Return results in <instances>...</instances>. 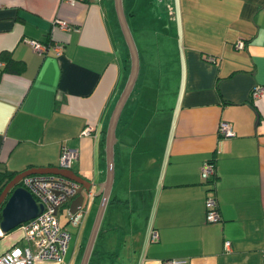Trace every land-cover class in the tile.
I'll list each match as a JSON object with an SVG mask.
<instances>
[{
    "label": "crops",
    "instance_id": "crops-1",
    "mask_svg": "<svg viewBox=\"0 0 264 264\" xmlns=\"http://www.w3.org/2000/svg\"><path fill=\"white\" fill-rule=\"evenodd\" d=\"M117 2L0 0V54L25 63L14 71L0 60V172L59 166L64 142L79 149L71 168L92 195L79 225L63 223L68 264H82L103 199L94 193L108 190L88 264H264V92L253 94L264 86V0H122L140 73L117 125L110 186L107 128L131 60ZM56 18L71 28H55ZM28 38L62 53L40 54ZM222 120L235 135L220 137ZM215 155L211 189L202 167ZM210 196L217 222L207 219ZM24 223L2 230L0 254L28 244Z\"/></svg>",
    "mask_w": 264,
    "mask_h": 264
},
{
    "label": "built area",
    "instance_id": "built-area-1",
    "mask_svg": "<svg viewBox=\"0 0 264 264\" xmlns=\"http://www.w3.org/2000/svg\"><path fill=\"white\" fill-rule=\"evenodd\" d=\"M75 2L76 0H70ZM54 27L70 29L71 25L66 19L56 18ZM36 51L40 54L54 52L62 53V46L52 41H41L34 38L26 39ZM244 40H239L237 46H245ZM210 60L215 57L208 56ZM264 92V86L257 85L253 89L255 96ZM93 125H87L82 134H92ZM219 133L223 136H232L236 132L233 125L228 120H222L219 125ZM79 157V149L63 143L60 153V165L63 167H72L74 160ZM216 166L212 161H206L202 167V177L204 182L213 189L215 185L210 182L216 174ZM22 185L27 187L33 195L43 201L45 209L38 216L29 219L22 225L28 244L25 246L13 245L0 254V264H64L65 255L69 248L72 238L71 230L62 224L59 213L62 206L78 193L80 183L76 180L63 175L53 173H34L25 176ZM207 219L212 222L221 220V214L218 209V202L215 196H210L206 201ZM86 210L80 208L76 212L68 211V222L73 225H79L85 216ZM158 237L155 230L152 234V240ZM226 248L230 249V241H226ZM178 260H168L166 264H174Z\"/></svg>",
    "mask_w": 264,
    "mask_h": 264
},
{
    "label": "water",
    "instance_id": "water-1",
    "mask_svg": "<svg viewBox=\"0 0 264 264\" xmlns=\"http://www.w3.org/2000/svg\"><path fill=\"white\" fill-rule=\"evenodd\" d=\"M117 9L119 13V17L123 26V31L127 39V43L130 48L131 54V68L128 76V80L125 84V87L113 109L109 125L107 128L106 135V155L108 162V183L111 186L114 181L115 176V143L117 141V125L120 120L122 111L131 96L139 73H140V53L135 42L133 33L129 26L126 12L122 3V0H118ZM34 173H53L58 175H63L73 180H76L80 183V187L78 189V197H80L78 202V207L76 209L71 207L72 212H76L79 210L87 196L85 192L91 196V184L88 180L84 179L82 176L78 175L72 168L59 166H51V167H34L29 168L24 171L18 172L2 189L0 193V228L6 232L14 227L20 225L23 222H27L29 219L38 216L45 209V205L43 201L38 200L33 193L24 185L21 184L22 179ZM102 194V201L100 205V209L98 212V216L96 219L95 226L93 228L92 235L90 237L89 243L87 245V249L85 251V256L82 264H88L89 258L91 255V250L94 244L95 237L97 235L99 225L101 219L103 217L106 205L108 203V197L110 195V191H105L101 193H94V195Z\"/></svg>",
    "mask_w": 264,
    "mask_h": 264
},
{
    "label": "trees",
    "instance_id": "trees-1",
    "mask_svg": "<svg viewBox=\"0 0 264 264\" xmlns=\"http://www.w3.org/2000/svg\"><path fill=\"white\" fill-rule=\"evenodd\" d=\"M0 60H4L6 62V67H5L6 70L23 71V69L25 68V63L23 61L16 60L12 56V53L10 51H3L0 54ZM128 65H129V69H130L131 68V60L129 61ZM219 135H220V137L223 136L221 133H219ZM210 161L215 163L216 170H217L216 155L213 156L212 158H210ZM17 173H18V171H14V172H10V173L9 172H7V173L6 172H0V193H1L2 189L5 187V185L8 183V181H10ZM217 181H218V170L216 171V174L214 175V177L211 179L210 182H212L215 185L217 183ZM0 219H1V212H0Z\"/></svg>",
    "mask_w": 264,
    "mask_h": 264
},
{
    "label": "rangeland",
    "instance_id": "rangeland-1",
    "mask_svg": "<svg viewBox=\"0 0 264 264\" xmlns=\"http://www.w3.org/2000/svg\"><path fill=\"white\" fill-rule=\"evenodd\" d=\"M210 159H208L207 161H209ZM66 209H64V210H61L60 211V213H59V218H60V220H61V222H62V224L66 221V219H67V213H66ZM83 220V219H82ZM76 232H75V237H76ZM73 240V239H72ZM72 240H71V244H72ZM75 241V240H74ZM74 243V242H73ZM69 247H70V245H69ZM72 249H70L69 250V248H68V250H67V253H66V255H65V263L64 264H68V263H70V261L72 260V258H73V256H72ZM68 255V256H67Z\"/></svg>",
    "mask_w": 264,
    "mask_h": 264
},
{
    "label": "bare ground",
    "instance_id": "bare-ground-1",
    "mask_svg": "<svg viewBox=\"0 0 264 264\" xmlns=\"http://www.w3.org/2000/svg\"><path fill=\"white\" fill-rule=\"evenodd\" d=\"M2 232V229L0 228V233Z\"/></svg>",
    "mask_w": 264,
    "mask_h": 264
}]
</instances>
